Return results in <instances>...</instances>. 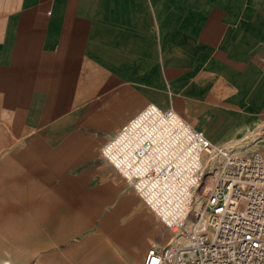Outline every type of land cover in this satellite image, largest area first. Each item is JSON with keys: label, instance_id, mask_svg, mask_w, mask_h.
Segmentation results:
<instances>
[{"label": "crops", "instance_id": "crops-1", "mask_svg": "<svg viewBox=\"0 0 264 264\" xmlns=\"http://www.w3.org/2000/svg\"><path fill=\"white\" fill-rule=\"evenodd\" d=\"M149 103L264 153V0H0V264H143L171 239L101 151Z\"/></svg>", "mask_w": 264, "mask_h": 264}, {"label": "built area", "instance_id": "built-area-1", "mask_svg": "<svg viewBox=\"0 0 264 264\" xmlns=\"http://www.w3.org/2000/svg\"><path fill=\"white\" fill-rule=\"evenodd\" d=\"M101 151L172 232L143 264H264V153L213 143L153 103Z\"/></svg>", "mask_w": 264, "mask_h": 264}, {"label": "rangeland", "instance_id": "rangeland-1", "mask_svg": "<svg viewBox=\"0 0 264 264\" xmlns=\"http://www.w3.org/2000/svg\"><path fill=\"white\" fill-rule=\"evenodd\" d=\"M208 156H207V154L205 153V154H203V159L205 160L206 158H207ZM199 189H200V187H199Z\"/></svg>", "mask_w": 264, "mask_h": 264}]
</instances>
